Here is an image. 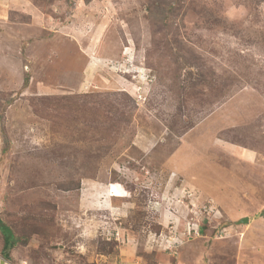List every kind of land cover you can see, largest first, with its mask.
I'll use <instances>...</instances> for the list:
<instances>
[{
  "label": "rangeland",
  "instance_id": "obj_1",
  "mask_svg": "<svg viewBox=\"0 0 264 264\" xmlns=\"http://www.w3.org/2000/svg\"><path fill=\"white\" fill-rule=\"evenodd\" d=\"M0 220V264H264V0H0Z\"/></svg>",
  "mask_w": 264,
  "mask_h": 264
},
{
  "label": "crops",
  "instance_id": "obj_2",
  "mask_svg": "<svg viewBox=\"0 0 264 264\" xmlns=\"http://www.w3.org/2000/svg\"><path fill=\"white\" fill-rule=\"evenodd\" d=\"M89 191V192H88ZM88 191L84 193V195H88L89 197H91V193L94 192H99L100 194L103 193L105 195V200H101V199H96V207H98V209L100 207H104V209L113 207L115 204V200L119 199V196H116L113 192L114 189L112 187V185L110 186V188L104 186L101 188V186H97L96 184H93L92 187H88ZM88 197V198H89ZM101 200V201H100ZM85 202H88V200H84ZM107 211V210H106ZM91 224V225H90ZM95 224V220L89 222L88 226L94 227L96 225ZM93 228V229H94ZM95 232H91V231H87V230H71L69 232V235L71 236L70 240L74 239V236L78 235L79 239L78 242H73L70 245L69 240L67 241V246L68 248L66 249V251H60V254L63 255H71V256H78L81 257V259L83 260H87V261H97V263L99 264H121V263H126V264H145V259H144V249H146L145 246V242H141L140 241V235L138 234H132V235H126L128 237V243L127 244H119V248L120 251L118 250L115 253H110V254H103V253H98L95 251L94 246L93 248H91L90 250H85L88 251V254H85L81 248L84 246V240H86L85 235H93V236H97L98 233H101L99 229H97V231L94 229ZM138 235V236H137ZM124 237V235H123ZM138 237V238H137ZM126 238V237H125ZM89 239V237H88ZM117 247V248H118ZM69 259L63 260L62 264H65ZM70 261V260H69ZM69 263V262H68ZM163 264V263H162ZM168 264V263H165Z\"/></svg>",
  "mask_w": 264,
  "mask_h": 264
},
{
  "label": "trees",
  "instance_id": "obj_3",
  "mask_svg": "<svg viewBox=\"0 0 264 264\" xmlns=\"http://www.w3.org/2000/svg\"><path fill=\"white\" fill-rule=\"evenodd\" d=\"M0 226L3 232V236H4L3 254L5 257H8L10 255V250L16 244L15 237H14L12 229L8 225L3 224L1 220H0Z\"/></svg>",
  "mask_w": 264,
  "mask_h": 264
},
{
  "label": "water",
  "instance_id": "obj_4",
  "mask_svg": "<svg viewBox=\"0 0 264 264\" xmlns=\"http://www.w3.org/2000/svg\"><path fill=\"white\" fill-rule=\"evenodd\" d=\"M242 222H248V218H243L242 220H241Z\"/></svg>",
  "mask_w": 264,
  "mask_h": 264
}]
</instances>
